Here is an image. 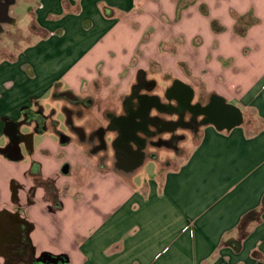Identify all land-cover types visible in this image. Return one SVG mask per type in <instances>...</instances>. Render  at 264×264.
<instances>
[{"label": "crops", "instance_id": "obj_1", "mask_svg": "<svg viewBox=\"0 0 264 264\" xmlns=\"http://www.w3.org/2000/svg\"><path fill=\"white\" fill-rule=\"evenodd\" d=\"M27 2L40 35L0 60V264L24 227L34 259L59 264H264V211L246 237L239 230L264 206V0ZM153 64L175 74L183 66L242 122L225 133L208 123L188 155L168 158L176 166L136 183L149 159L134 172L117 168L67 135L46 102L88 99L87 122L99 99L122 107ZM109 110L122 114L104 108L98 128ZM17 132L31 138L15 145Z\"/></svg>", "mask_w": 264, "mask_h": 264}, {"label": "flooded vegetation", "instance_id": "obj_2", "mask_svg": "<svg viewBox=\"0 0 264 264\" xmlns=\"http://www.w3.org/2000/svg\"><path fill=\"white\" fill-rule=\"evenodd\" d=\"M15 2L0 0V28L4 25L13 27L9 11ZM156 88V82L147 81L146 74L140 73L130 93L122 100V114L116 116L106 112L109 119L107 126L89 134L83 126H76L74 118H84V110L93 106L91 101L68 93L66 98L77 107L68 112V130L92 150L101 153L107 152L111 136L115 166L134 172L144 160L157 159L159 149L171 150L173 155L180 153L178 146L185 138L179 131L196 135L208 123L224 125L235 119L234 110L223 100L212 97L207 104L195 101L190 87L180 80H174L165 90L164 99L155 93ZM63 138L67 141L70 139L65 135Z\"/></svg>", "mask_w": 264, "mask_h": 264}, {"label": "rangeland", "instance_id": "obj_3", "mask_svg": "<svg viewBox=\"0 0 264 264\" xmlns=\"http://www.w3.org/2000/svg\"><path fill=\"white\" fill-rule=\"evenodd\" d=\"M30 0H16L17 6L10 7L9 14L11 16V24H13V27L10 26H2L0 28V60L2 59H8V58H15L19 52L23 51L25 47L28 45L32 44L37 38L36 36L40 35V31L38 27L35 25V22L30 20L29 12H32L35 10V8L30 7L29 2ZM15 4V5H16ZM30 9V10H29ZM14 10L17 14L14 13ZM15 14V15H14ZM252 20L251 17L246 18V24L250 23ZM31 21V22H30ZM147 75L148 78L150 79H155L157 88L155 90V93L159 94L161 99H164V92L165 90L172 84L173 80L176 78H180L185 82H189L192 86L193 89H195V101H200L202 104H207L210 102L211 97L207 94L205 85L201 83L200 80H190L189 76V71L186 70L183 66L181 67V71L178 74L169 72L165 73L162 68L156 64L151 65V67L147 70L144 71ZM104 83L97 84V91H102ZM102 95V94H101ZM52 99H58L57 101H54ZM49 98V100L46 102L47 107L53 106L57 108V115H58V121L62 122V129L65 131L67 135L68 133V117L69 115L63 110L64 106L68 107H73L74 109V104L70 103L68 100L64 98ZM88 99H84V101H87ZM53 103V105H52ZM99 106V111H95V113L92 115V113H89L91 116L88 118V121L86 122L83 118V120L78 119L77 117L74 118V122L77 126L83 125L84 129L87 131H93L94 128H98V124L100 122H105L106 119L103 114V110L105 108H113L115 112H119L122 110L120 106V100L118 101L117 98H113L110 100L108 99H103L102 100H97L94 105ZM107 104V105H106ZM97 106H95L96 108ZM101 113V114H100ZM108 113H111L110 110ZM88 117V116H87ZM85 117V119L87 118ZM83 121V122H82ZM239 127V126H237ZM96 128V129H97ZM29 127L24 126L23 131H29ZM98 130V129H97ZM202 130L200 129L199 134H191L189 131H179V134L184 135V142H181L179 144L180 150H181V157H185L188 155L191 150L193 149V146L196 145V143L199 141V138L201 137ZM227 132V130H222V133ZM71 135V134H70ZM74 136V135H73ZM77 139V138H76ZM109 143V148L107 152H103L105 155H107L105 158L109 159L110 157H113L114 153V146L112 142L111 136L108 139ZM1 144V142H0ZM158 158L161 161V165L158 166L160 167V173L159 171H156L157 168V161L153 159H149L148 161L150 162L147 166L146 169L138 172L136 176H134L132 179L135 178L136 183H140L147 175L148 176H154L157 178L159 177L160 174L166 171L168 166H176L177 162H179V159L177 161L169 160L168 158H176V155H173V152L168 149H159L157 151ZM166 159H168L166 161ZM147 176V177H148Z\"/></svg>", "mask_w": 264, "mask_h": 264}, {"label": "trees", "instance_id": "obj_4", "mask_svg": "<svg viewBox=\"0 0 264 264\" xmlns=\"http://www.w3.org/2000/svg\"><path fill=\"white\" fill-rule=\"evenodd\" d=\"M31 116L36 118L38 121L39 130L43 131L44 127V118L40 115H35L31 113ZM32 119V118H30ZM11 125H8V128H11ZM13 143L20 142L22 139H30V136H24L20 133H13L12 135ZM264 211V206L262 210L259 211H251L248 213L242 220L239 230L241 238H244L248 234V225L260 219L261 213ZM5 255L7 258L6 264H42L41 260H36L32 256L30 239L28 236V229L26 227L22 228L21 232L17 236L16 243L12 245H8L4 248Z\"/></svg>", "mask_w": 264, "mask_h": 264}, {"label": "water", "instance_id": "obj_5", "mask_svg": "<svg viewBox=\"0 0 264 264\" xmlns=\"http://www.w3.org/2000/svg\"><path fill=\"white\" fill-rule=\"evenodd\" d=\"M227 106H229L230 109L234 110L236 116H235L234 121H232L231 123H228V124L218 125L217 123L212 122L221 131L222 130H231L232 128L240 125L241 122H242V114H241V112L237 108H235L233 106H230V105H227ZM17 144L18 143H15V145H17ZM63 172L65 174H67L69 172V167H66L65 169H63ZM41 263L42 264H59L60 263V259L59 258H54V257L49 256V255H45V256L42 257Z\"/></svg>", "mask_w": 264, "mask_h": 264}]
</instances>
